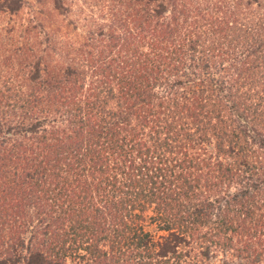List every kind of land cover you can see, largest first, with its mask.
<instances>
[{"label": "trees", "instance_id": "obj_1", "mask_svg": "<svg viewBox=\"0 0 264 264\" xmlns=\"http://www.w3.org/2000/svg\"><path fill=\"white\" fill-rule=\"evenodd\" d=\"M33 1L51 24L0 75V264L262 262L264 0H113L75 42L66 0Z\"/></svg>", "mask_w": 264, "mask_h": 264}, {"label": "rangeland", "instance_id": "obj_2", "mask_svg": "<svg viewBox=\"0 0 264 264\" xmlns=\"http://www.w3.org/2000/svg\"><path fill=\"white\" fill-rule=\"evenodd\" d=\"M112 5H114L113 0H66L67 11L61 16H52L54 23L51 26L58 28L59 25L65 24L62 31L68 33L71 41L82 40L86 37L87 30L109 24V10L112 9ZM40 11L42 10L36 2L27 0L17 14L0 12V75L6 77L9 72L11 76L16 73L18 50L23 47L28 48L33 41L31 33L28 34L25 29L39 20L45 28L51 22L49 15L43 11L39 13ZM26 53L27 57L29 51ZM7 61L11 62L13 71L6 68ZM21 73L26 72L21 70L19 74ZM259 264H264V260Z\"/></svg>", "mask_w": 264, "mask_h": 264}]
</instances>
